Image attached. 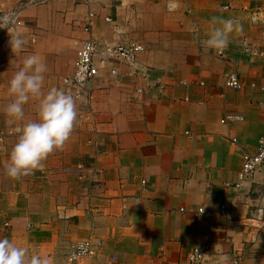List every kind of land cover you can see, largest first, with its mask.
<instances>
[{"label": "crops", "instance_id": "obj_1", "mask_svg": "<svg viewBox=\"0 0 264 264\" xmlns=\"http://www.w3.org/2000/svg\"><path fill=\"white\" fill-rule=\"evenodd\" d=\"M178 3L168 12L167 0H0V12L18 10L22 20L0 35V238L27 249L26 259L187 264L194 246L207 245L209 264L220 257L232 264L235 253L238 264H250L251 241L264 247V164L233 185L264 138V91L250 86L264 81V0ZM89 12L95 13L90 34L84 29ZM214 16L241 25L221 53L201 44L218 26ZM17 29L28 43L16 56L9 41ZM89 35L100 50L107 43L142 44L136 73L105 61L89 94L75 98L78 118L62 150L42 170L8 177L16 129L37 118L39 103L30 98L24 119L13 122L4 113L9 80L24 56L36 54L47 68L42 92L69 94L62 79L73 73ZM244 43L259 53L245 52ZM230 72L239 73L243 88L225 86ZM228 114L244 119L228 121ZM85 239L102 244L70 262L69 253Z\"/></svg>", "mask_w": 264, "mask_h": 264}, {"label": "clouds", "instance_id": "obj_2", "mask_svg": "<svg viewBox=\"0 0 264 264\" xmlns=\"http://www.w3.org/2000/svg\"><path fill=\"white\" fill-rule=\"evenodd\" d=\"M179 7L178 0H167L168 12ZM252 22L258 19L251 17ZM213 27L203 47L222 52L228 45L229 35L241 30L238 19L212 17ZM12 25L7 15H0V28ZM28 39L23 31L17 29L10 33V47L17 56L25 50ZM46 64L36 54L23 57L22 65L8 82L7 92L11 101L4 107V113L13 122L24 119V105L30 98L38 99L37 118L23 122L16 129V141L9 152L5 175L12 179L42 170L43 162L54 151L62 150L77 122L78 113L75 98L62 89L51 88L42 92ZM27 249L18 247L8 238H0V264H49L47 258L32 255L26 259ZM227 257H220L218 264H226Z\"/></svg>", "mask_w": 264, "mask_h": 264}, {"label": "built area", "instance_id": "obj_3", "mask_svg": "<svg viewBox=\"0 0 264 264\" xmlns=\"http://www.w3.org/2000/svg\"><path fill=\"white\" fill-rule=\"evenodd\" d=\"M30 3L35 2H45L47 0H26ZM18 10H13L10 12H0V15H7L12 21V25L4 28H0V35H3L6 31L13 28L15 25L22 24L17 16ZM95 13L89 12L84 24V29L90 34L92 31L94 23ZM107 21H111L110 17H106ZM243 50L245 52H251L253 54H258L259 51L253 48L251 45L244 43ZM143 51V46L140 43L127 42V43H107L103 49L100 51L97 49L95 40L91 35L86 37L81 41L79 49L77 52V59L75 61V68L71 75L65 76L62 81L65 84L68 93L74 98H82L83 96L89 94V87L91 82L100 73L101 66L104 65L105 61L111 60L112 62H118L125 64L129 71L128 75L132 76L136 73V67L138 62L139 54ZM221 53V52H219ZM110 74L114 75L118 73L117 68L112 67L109 70ZM225 86L231 87L233 89L239 90L243 85V80L241 79L239 73L230 72L226 75ZM251 87L259 88L264 91V81L261 83L252 82ZM139 91L141 89H138ZM243 116L236 114H228V121L243 120ZM4 132L0 130V137H3ZM235 141V140H234ZM264 164V138H261L258 142L257 149L254 153L248 154L244 161L242 162L241 169L238 173V179L234 186L238 187L243 181L252 177L255 172ZM141 184L143 190H147L148 182L146 179H141ZM231 185V184H227ZM225 202L221 204V210L224 211ZM202 211V209H200ZM102 242L98 240H79L71 252L69 253L68 260L70 262L77 261L83 257L89 256L93 251L101 246ZM209 251V246L207 245H197L194 246L187 254V264H209L206 262V255ZM240 257L235 253L231 258L232 264H238ZM218 264V262L212 263Z\"/></svg>", "mask_w": 264, "mask_h": 264}, {"label": "rangeland", "instance_id": "obj_4", "mask_svg": "<svg viewBox=\"0 0 264 264\" xmlns=\"http://www.w3.org/2000/svg\"><path fill=\"white\" fill-rule=\"evenodd\" d=\"M98 50H100V49H98ZM257 227H259V226H257ZM251 242H252L251 245H252L253 249L249 251L251 255L247 256V259L249 260V263L250 264L263 263L264 262V247H263V244L261 243V241L256 242V240L255 241L252 240ZM215 262H218V261H214L212 263H215Z\"/></svg>", "mask_w": 264, "mask_h": 264}]
</instances>
